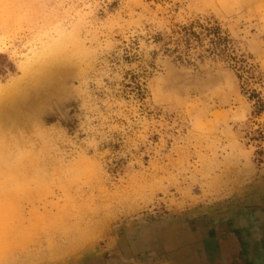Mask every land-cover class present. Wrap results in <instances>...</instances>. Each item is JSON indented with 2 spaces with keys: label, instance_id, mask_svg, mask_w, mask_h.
I'll return each instance as SVG.
<instances>
[{
  "label": "rangeland",
  "instance_id": "rangeland-1",
  "mask_svg": "<svg viewBox=\"0 0 264 264\" xmlns=\"http://www.w3.org/2000/svg\"><path fill=\"white\" fill-rule=\"evenodd\" d=\"M0 264H264V0H0Z\"/></svg>",
  "mask_w": 264,
  "mask_h": 264
}]
</instances>
